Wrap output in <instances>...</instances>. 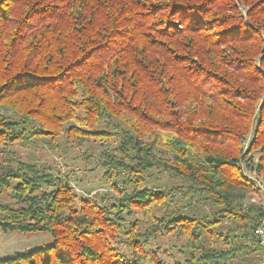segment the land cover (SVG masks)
<instances>
[{
    "label": "trees",
    "instance_id": "obj_1",
    "mask_svg": "<svg viewBox=\"0 0 264 264\" xmlns=\"http://www.w3.org/2000/svg\"><path fill=\"white\" fill-rule=\"evenodd\" d=\"M0 107V231L51 235L0 264H257L264 0H0ZM44 138L111 192L7 148Z\"/></svg>",
    "mask_w": 264,
    "mask_h": 264
},
{
    "label": "rangeland",
    "instance_id": "obj_2",
    "mask_svg": "<svg viewBox=\"0 0 264 264\" xmlns=\"http://www.w3.org/2000/svg\"><path fill=\"white\" fill-rule=\"evenodd\" d=\"M238 10L245 16L246 14V7L235 1ZM250 137V135H249ZM49 141V139L44 138L42 142L33 143L30 145H23L20 142L13 143L8 145L7 148L11 149L14 154L18 156L20 160L23 161H30L36 162L41 166H48L51 168L53 173L59 172H67L70 177L71 184L76 186L78 193L80 194H96L99 192H108L110 193L111 190L109 188L108 183L101 178L99 173L87 171L86 168L93 165V163L87 161L80 156L79 148H75L72 145H67L63 142L58 141L57 147L52 148L49 144H45ZM248 140L243 144L247 147ZM116 146V142L113 140L105 141L103 144L99 143L98 141H92L90 143L85 144L82 149L87 148V151L92 154L93 156L99 155L102 149ZM252 157L250 161L256 162L258 153L251 152ZM81 157V158H80ZM250 157V154H248ZM243 166V171L245 175L253 179V181L261 187L259 193L250 192L247 197L244 199V210L242 211H249L248 208L252 204L260 205L262 210L264 209V186L261 183L260 177H258L255 172L250 171L245 164H241ZM151 183V179H150ZM180 183V181L176 180H168L167 183H162L163 186H170ZM6 197H1L0 199L3 200ZM205 209L203 207H199V212L203 213ZM223 225H226V222H223ZM256 225V224H255ZM161 245L167 247L170 246L172 243L176 244V247L185 249L186 252L189 251L188 248L182 247L184 241L182 239H176L175 237L172 238H163L160 241ZM51 244V235L49 232L46 231H39L34 233H22L19 231H8L2 232L0 231V259L17 255L23 253L25 251L45 247ZM173 251V254L180 255L179 252L170 249ZM172 253V252H171ZM161 257L168 259V255L165 252L160 254Z\"/></svg>",
    "mask_w": 264,
    "mask_h": 264
},
{
    "label": "built area",
    "instance_id": "obj_3",
    "mask_svg": "<svg viewBox=\"0 0 264 264\" xmlns=\"http://www.w3.org/2000/svg\"><path fill=\"white\" fill-rule=\"evenodd\" d=\"M0 114L5 115L10 113L6 108L0 107ZM254 226V236H256L259 245L257 264H264V220H261L260 223L257 222Z\"/></svg>",
    "mask_w": 264,
    "mask_h": 264
}]
</instances>
